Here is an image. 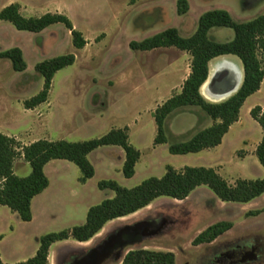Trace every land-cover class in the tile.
Masks as SVG:
<instances>
[{
  "label": "rangeland",
  "instance_id": "1",
  "mask_svg": "<svg viewBox=\"0 0 264 264\" xmlns=\"http://www.w3.org/2000/svg\"><path fill=\"white\" fill-rule=\"evenodd\" d=\"M11 2L19 3L24 16L66 14L87 43L75 49L62 23L30 32L0 20V52L17 46L27 65L18 72L9 59L0 57V132L24 145L40 138L86 140L128 125L129 142L142 156L134 175L126 178L121 171L124 156L120 159L117 153L122 149L98 147L89 155L96 173L85 190L75 193L71 187L78 189L80 170L74 163L60 160L69 167L59 178L48 170L57 187L48 195L45 213H37L31 223L21 221L6 207L0 213L2 261H24L34 255L40 236L81 224L84 218L71 217L70 210L79 213L82 207L114 195L97 187L103 179L129 188L150 176H162L167 164L214 167L229 183L264 175L255 155L262 130L249 114L253 106L264 105V79L259 90L245 100L239 121L230 126L219 145L186 155L171 154L169 143L185 141L212 123L199 107L186 106L165 119L167 142L153 144L152 110L180 90L189 72L190 55L175 47L134 51L128 45L168 27L187 37L195 31L199 16L211 9H225L237 22L248 21L264 13V0H187L188 10L183 14L177 12V0H0V9ZM208 35L226 42L234 32L228 27H212ZM65 53L74 54L75 61L55 73L47 100L33 109L24 108V101L42 87L36 63ZM221 58L231 59L241 68L235 56H219L209 62V72L210 64ZM220 73L216 67L212 79ZM23 162L15 170L18 176L30 173L29 164ZM218 221L231 222V228L211 243H192ZM100 231L88 245L71 238L53 245L48 264H119L135 248L172 251L176 264H264V193L247 203L224 202L201 186L183 200L159 197L135 213L107 222Z\"/></svg>",
  "mask_w": 264,
  "mask_h": 264
},
{
  "label": "trees",
  "instance_id": "2",
  "mask_svg": "<svg viewBox=\"0 0 264 264\" xmlns=\"http://www.w3.org/2000/svg\"><path fill=\"white\" fill-rule=\"evenodd\" d=\"M187 10V0H177V12L183 14ZM0 20L11 23L18 30L30 32H40L54 23H62L69 31L75 49H82L87 43L82 33L74 28L69 17L61 12L24 16L19 3L11 2L0 9ZM212 27L231 28L234 32L233 38L226 42L210 38L208 31ZM128 45L134 51L175 47L190 55L189 73L180 90L153 110L156 127L153 144L167 142L165 119L174 111L186 106L199 107L212 119V123L195 131L185 141L169 143L168 151L171 154L196 153L219 145L230 126L239 119L245 100L259 90L264 79V13L248 21L237 22L225 9H211L199 16L195 31L187 37L180 36L175 27H168L141 40H131ZM228 55L235 56L241 63V84L236 92L225 100L211 102L201 94V86L209 74V62L213 58ZM0 57L9 59L13 70L25 71L27 65L19 47L1 51ZM74 61V54L65 53L36 63L34 69L43 78L42 87L38 93L24 101V108L33 109L45 102L55 73L72 65ZM249 114L262 130L255 155L264 170V107L255 105L249 110ZM108 145L121 147L124 152L122 174L126 178L132 177L140 151L129 142L127 126L112 128L99 137L86 140L40 138L24 145L14 136L0 132V206H7L17 213L22 221L31 220V199L49 183L43 171L47 162L64 159L74 163L81 173L78 180L84 183L95 173L88 154L98 147ZM18 157H22L31 168L26 176H18L13 171V163ZM201 185L210 189L221 201L247 203L264 193V175L256 179L237 178L233 183H229L214 167L185 165L175 168L167 164L162 176H150L129 188L121 186L113 179L100 180L97 187L101 190L109 189L114 195L91 205L86 212L84 223L40 236L34 255L24 261L6 263L0 256V264H48L49 248L53 243L69 238L78 242L88 241L111 220L132 214L162 196L183 200ZM231 225L228 221L215 222L196 235L192 243H211L230 229ZM119 264L176 263L172 251L135 248L129 249Z\"/></svg>",
  "mask_w": 264,
  "mask_h": 264
},
{
  "label": "crops",
  "instance_id": "3",
  "mask_svg": "<svg viewBox=\"0 0 264 264\" xmlns=\"http://www.w3.org/2000/svg\"><path fill=\"white\" fill-rule=\"evenodd\" d=\"M189 73V72H188ZM187 73V74H188ZM186 78V77H185ZM210 100V99H209ZM262 107H264V105H262ZM153 111V110H152ZM152 111H150L151 113H152ZM239 119H240V113H239ZM239 119L236 121V122H238L239 121ZM236 122H234V123H236ZM127 127H128V133H129V131H130V126H128V125H126ZM224 137V136H223ZM223 139V138H222ZM159 144H157V145H155V146H158ZM108 146H111V147H119V146H115V145H108ZM121 148V147H120ZM97 149V148H96ZM205 150V149H204ZM93 151H95V149L93 150ZM93 151H91L89 154H88V159H89V155L93 152ZM203 151V150H202ZM117 153H118V156H119V158L120 159H122V157L124 156V152H123V150H117ZM142 154V153H141ZM140 154V157H139V160L141 159V155ZM187 154H190V153H187ZM182 155H186V154H182ZM60 160H64V159H54V160H50L49 162H47L45 165H44V167H43V171H44V173H45V175L48 177V180H49V183H48V185H47V187L45 188V189H43V191H41L40 193H38L37 195H35L32 199H31V204H30V209H31V220H29V221H24V222H27V223H31V222H33L34 220H35V218H36V214L37 213H45V206H46V204H47V201H49L50 199H49V197H48V195H50L53 191H55L56 190V187H57V183H53L52 182V180H51V178H50V176H49V173H48V170H50L53 174H55V175H53L54 176V178L56 177V178H59V177H62V171L64 170V168H67V167H69V164H63L62 162H60ZM123 160H124V157H123ZM139 160L137 161V163L139 162ZM24 160H23V158L22 157H19L18 159H16L15 161H14V163H13V171H14V173L16 174V169L17 168H22L23 166H24V162H23ZM67 161V160H66ZM90 161V160H89ZM91 162V164L93 165V167H95L94 166V164H93V162L92 161H90ZM137 163L135 164V168H136V165H137ZM185 166V165H184ZM181 167H183V166H181ZM181 167H175V168H181ZM95 169V168H94ZM135 172H136V169H135ZM96 173V172H95ZM95 173H94V175H95ZM93 175V176H94ZM79 178V177H78ZM78 178H77V185H78V189L76 188L77 186H75V185H73L72 187H71V191H72V193H75V192H78V190H81V191H83V190H85V188L87 187V185H88V183H89V181H90V179H92V177L91 178H89V179H87L84 183H81V182H79V180H78ZM55 182H56V180H54ZM201 186H204V185H201ZM201 186H198V187H196L191 193H193L194 191H196V190H198V189H200V187ZM190 195V194H189ZM188 195V196H189ZM187 196V197H188ZM186 197V198H187ZM185 198V199H186ZM48 205V204H47ZM4 207H6L10 212H11V214L13 215V214H15V215H17V213H15V212H12L7 206H0V213L1 214H3V213H5L6 212V210L4 209ZM90 206H85V207H82V210L78 213L77 211H75L74 209L73 210H70V216L71 217H73V216H75V215H77V216H79V218H81L82 220H83V218H84V221H85V218H86V212H87V210H88V208H89ZM135 213V212H134ZM58 214V213H57ZM57 214H53L52 215V217H56L57 216ZM130 215V214H129ZM18 216V215H17ZM19 217V216H18ZM125 217V216H124ZM120 218H122V217H120ZM20 219V218H19ZM21 220V219H20ZM22 221V220H21ZM84 221H82V223H84ZM81 223V224H82ZM102 230V229H101ZM101 235V231H99L96 235H94L91 239H89L88 241H85V242H78V241H76L77 243H80V244H84V245H88L89 243H91V241H93V239H95L96 237H99ZM2 235H0V237H1ZM70 239V238H69ZM69 239H66V240H61V241H57V242H55V243H53L51 246H50V248H49V255H50V253H51V249H52V246L53 245H56L57 243H61V242H63V241H68ZM87 243V244H86ZM38 246H39V243H38ZM38 246L36 247V249L38 248ZM36 249H34V253H35V251H36ZM0 255H1V257H2V254L0 253ZM48 255V256H49Z\"/></svg>",
  "mask_w": 264,
  "mask_h": 264
},
{
  "label": "bare ground",
  "instance_id": "4",
  "mask_svg": "<svg viewBox=\"0 0 264 264\" xmlns=\"http://www.w3.org/2000/svg\"><path fill=\"white\" fill-rule=\"evenodd\" d=\"M216 67L220 68L221 75L217 79H212V74ZM209 74V77L201 87V92L205 98L214 102L225 100L234 94L242 80L241 68L233 60L228 58H221L211 63Z\"/></svg>",
  "mask_w": 264,
  "mask_h": 264
},
{
  "label": "water",
  "instance_id": "5",
  "mask_svg": "<svg viewBox=\"0 0 264 264\" xmlns=\"http://www.w3.org/2000/svg\"><path fill=\"white\" fill-rule=\"evenodd\" d=\"M207 78H208V77H207ZM206 80H207V79H206ZM206 80H205V81H206ZM205 81H204V83H205ZM204 83H203V84H204ZM203 84H202V86H203ZM202 86H201V87H202ZM201 94H202V92H201ZM202 95H203V94H202ZM203 96H204V95H203Z\"/></svg>",
  "mask_w": 264,
  "mask_h": 264
}]
</instances>
